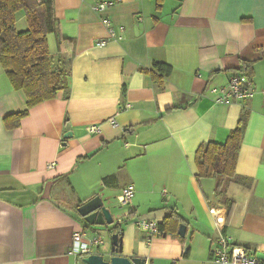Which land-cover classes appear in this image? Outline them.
I'll list each match as a JSON object with an SVG mask.
<instances>
[{
    "label": "crops",
    "instance_id": "obj_1",
    "mask_svg": "<svg viewBox=\"0 0 264 264\" xmlns=\"http://www.w3.org/2000/svg\"><path fill=\"white\" fill-rule=\"evenodd\" d=\"M51 1L58 21L46 38L51 69L66 73V87L9 131L4 117L27 107L0 66V264H82L69 245L81 230L100 234L109 246L97 254L108 260L109 230L129 214L121 256L211 264L208 251L223 234L264 263V0H163L159 8L157 0ZM22 13L18 32L28 28ZM241 62L252 63L255 96L216 102L209 89L224 86L227 69ZM158 63L172 71L153 81L148 72ZM171 108L178 109L165 113ZM246 110L236 174L248 184L227 186L235 207L223 226L215 181L197 182L193 161L201 144L224 143ZM129 184L134 196L121 208ZM96 196L113 223L85 228L76 208ZM172 210L185 222V237L161 233L147 242L137 222L159 224Z\"/></svg>",
    "mask_w": 264,
    "mask_h": 264
},
{
    "label": "trees",
    "instance_id": "obj_2",
    "mask_svg": "<svg viewBox=\"0 0 264 264\" xmlns=\"http://www.w3.org/2000/svg\"><path fill=\"white\" fill-rule=\"evenodd\" d=\"M163 0H157V8ZM51 0H0V66L9 80L12 88L21 92L26 100L27 109L21 113L4 117V127L7 131L19 127L20 121L27 116L28 110L47 100L54 99L59 91L66 87V73L52 71L51 57L47 45V36L56 31L58 21L54 15ZM23 12L28 26L26 31L16 30V13ZM58 48L63 46V40ZM264 59V50H263ZM156 73L148 72L153 81H161L171 74L169 65L158 63L155 65ZM252 63L241 62L237 69H227L231 75H243L248 81L253 78ZM230 75V76H231ZM178 108H171L165 113H170ZM248 111H243L222 144L204 143L197 148L194 156L196 168L195 179H213L215 181V195L226 208L224 225H229L235 203L226 198L227 186L237 184L245 187L248 182L236 174V164L242 145L243 133L246 128ZM153 122L147 123L151 124ZM85 159V158H84ZM110 228L112 235L121 237L123 225L130 219ZM180 225L185 222L172 210L161 223L159 231L163 234L177 235ZM85 228H88L85 225Z\"/></svg>",
    "mask_w": 264,
    "mask_h": 264
},
{
    "label": "built area",
    "instance_id": "obj_3",
    "mask_svg": "<svg viewBox=\"0 0 264 264\" xmlns=\"http://www.w3.org/2000/svg\"><path fill=\"white\" fill-rule=\"evenodd\" d=\"M106 3H101L93 8V11L102 12L107 8ZM103 25L109 29V37L113 38L114 32L111 29L110 23L104 20ZM106 42L101 41L96 45L98 47H105ZM210 96L216 102H244L246 100L252 99L255 95V91L252 86V82L243 75H231L222 87H212L209 89ZM261 96L264 100V90L261 91ZM112 127H116L113 119L109 120ZM94 128H88V131L93 132ZM54 164H49L48 169H52ZM134 196V186L132 184L126 185L124 189L121 190L118 197V205L121 208L129 206ZM223 225L222 221L217 220L214 226L221 228ZM138 229H140L147 242H152V240L157 239L161 236V232L158 229V224L154 221H138ZM103 239L100 234H88L87 231L81 230L73 232L70 240L71 252L78 256H89L97 254V250L103 243ZM209 252V262L211 264H264L260 260L256 259L250 252L241 247L235 246L230 242L225 235L219 234L217 238L212 242Z\"/></svg>",
    "mask_w": 264,
    "mask_h": 264
},
{
    "label": "water",
    "instance_id": "obj_4",
    "mask_svg": "<svg viewBox=\"0 0 264 264\" xmlns=\"http://www.w3.org/2000/svg\"><path fill=\"white\" fill-rule=\"evenodd\" d=\"M72 136L70 132L64 134V139ZM77 214L85 222L88 227H105L110 226L113 223L112 217L108 209L102 205L101 199L96 196L87 201L83 205L76 208ZM186 234V227L180 225L177 235L180 238H184ZM122 238L118 234L109 235L110 243V257L108 260L98 254L81 257L82 264H145L144 259L129 258L121 256L122 253Z\"/></svg>",
    "mask_w": 264,
    "mask_h": 264
},
{
    "label": "rangeland",
    "instance_id": "obj_5",
    "mask_svg": "<svg viewBox=\"0 0 264 264\" xmlns=\"http://www.w3.org/2000/svg\"><path fill=\"white\" fill-rule=\"evenodd\" d=\"M99 232H100V231H99ZM100 233H101V232H100ZM88 234H90V233H88ZM108 246H109L108 243H104V246H101V248H100V249H101V250H100V255H105L106 252H103L102 249L107 248Z\"/></svg>",
    "mask_w": 264,
    "mask_h": 264
}]
</instances>
